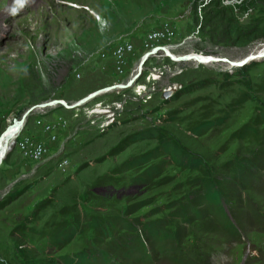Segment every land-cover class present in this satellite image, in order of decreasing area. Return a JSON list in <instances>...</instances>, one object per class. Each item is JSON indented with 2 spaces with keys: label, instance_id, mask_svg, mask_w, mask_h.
<instances>
[{
  "label": "rangeland",
  "instance_id": "374dc122",
  "mask_svg": "<svg viewBox=\"0 0 264 264\" xmlns=\"http://www.w3.org/2000/svg\"><path fill=\"white\" fill-rule=\"evenodd\" d=\"M11 4L0 137L33 109L0 166V264H264V56L233 66L159 50L127 88L41 106L129 83L157 46L263 53L264 1L222 0L231 36L204 18L211 0ZM25 138L42 156L20 148ZM210 185L225 218L205 203Z\"/></svg>",
  "mask_w": 264,
  "mask_h": 264
},
{
  "label": "bare ground",
  "instance_id": "6f19581e",
  "mask_svg": "<svg viewBox=\"0 0 264 264\" xmlns=\"http://www.w3.org/2000/svg\"><path fill=\"white\" fill-rule=\"evenodd\" d=\"M12 2H13V0H11L9 5H4L3 9L0 10V21H3V19L6 16H9V15L13 14V9H15V8L12 7V4H11ZM121 4L123 5V3H121ZM159 50L164 52L167 57L171 58L175 62H179V61H194V62H196L198 64H211V63H216V62H223V61H219V60L216 61V57L215 56L203 55V54H200V53H197V54L191 53V54L178 56V55H175L174 53H172L171 51L167 50V48L165 49V47L161 48ZM159 50L153 48V49H151L148 52H152L150 54V56H152V55H154V53H158ZM258 53H260V52H258ZM145 54L142 56V58L145 56ZM260 54L263 55L264 52L260 53ZM188 56H189V58H187ZM142 58H141V60H142ZM141 60H140V62H141ZM241 61H232L231 60V61H227V62L225 61V62L228 63V65L235 66V65H237V63H239ZM140 62L138 64V71H139L140 67H141V71H142V67H143V66L140 65L141 64ZM131 82H133V81L131 80ZM121 86L122 85H116V86L104 88L99 93H97L95 96L100 95L101 93L109 92V91L114 90V89H121ZM88 101L89 100H86V101L80 100V101H78V103H76V105H74V107L81 106V105L87 103ZM53 104H57V103H53ZM50 105H52V104H50ZM50 105H47V106H50ZM67 105H70V104H67ZM74 107H69V108H74ZM22 122L23 121L21 120V121H18L16 123H11L9 125V127L7 128L6 132L3 133V135L0 137V166L2 165L3 161L5 160L6 155L8 154V152L11 150L12 139H15L16 135L20 131V129H21L22 125H23ZM40 156H42V154H38V156H34V157L38 158Z\"/></svg>",
  "mask_w": 264,
  "mask_h": 264
},
{
  "label": "trees",
  "instance_id": "16d2710c",
  "mask_svg": "<svg viewBox=\"0 0 264 264\" xmlns=\"http://www.w3.org/2000/svg\"><path fill=\"white\" fill-rule=\"evenodd\" d=\"M212 1V5L213 7H211L212 9L209 10V12H205L204 13V18H207L209 16H211V20H213V18H215V20L218 21H223L224 22V34L231 36L232 30L235 31V29H233L232 27V23H231V19L227 17V7L222 4V0H211ZM255 0H250V2H253ZM264 1V0H263ZM250 166L249 169H253V163H249L248 164ZM205 198V203L208 205L209 209H214V211H216L217 215L219 216H223L224 218L226 217V214L224 212V208L222 205V196L221 193L218 191L217 188H214L213 186H209L206 190V194L204 196ZM224 223L227 224L228 226H231L232 223L230 222V220L225 219ZM81 261L83 262V258L81 259ZM37 264H45V262L43 260H40Z\"/></svg>",
  "mask_w": 264,
  "mask_h": 264
},
{
  "label": "water",
  "instance_id": "95a60500",
  "mask_svg": "<svg viewBox=\"0 0 264 264\" xmlns=\"http://www.w3.org/2000/svg\"><path fill=\"white\" fill-rule=\"evenodd\" d=\"M161 48H164V47H162V46H157V47H155V49H157V50H159V49H161ZM152 52H147L146 54H145V56L142 58V60H141V66H143V64L148 60V58L150 57V54H151ZM262 56H264V54L262 55V54H260V53H256V54H253V53H251L250 55H248V56H246L245 58H243L242 59V61L240 62V64H239V66L240 65H245L246 63H248L249 61H251V60H255V59H258V58H260V57H262ZM187 58H189V56L187 57ZM223 61V62H227L228 61V59H226V58H216V61ZM141 67H140V69H139V71L137 72V75H135L134 77H133V79H132V81H134L135 80V78H138L139 76H140V74H141ZM132 84V82H131V80H130V82L129 83H127V84H124V85H122L121 86V88H127V87H129L130 85ZM103 90V89H102ZM101 90H98V91H95V92H93V93H90L89 95H87L86 97H84L82 100L83 101H86V100H90L91 98H93L97 93H99ZM52 103H60V104H63V105H66V106H68V108L69 107H74V104L73 105H67V103L65 102V101H63V100H61V99H56V100H54V101H52V102H47V103H45V104H43V105H41V106H47V105H50V104H52ZM76 105V104H75ZM33 108H31V109H29L28 111H26L24 114H23V116H22V118H20L23 122L25 121V118H26V116L30 113V111L32 110ZM17 120H19V119H15L14 120V122L13 123H16L17 122ZM20 120V121H21ZM22 122V123H23Z\"/></svg>",
  "mask_w": 264,
  "mask_h": 264
},
{
  "label": "built area",
  "instance_id": "2783aa9c",
  "mask_svg": "<svg viewBox=\"0 0 264 264\" xmlns=\"http://www.w3.org/2000/svg\"><path fill=\"white\" fill-rule=\"evenodd\" d=\"M167 35H168V32H162L160 34H154L151 37H154L158 40L160 38L166 37ZM57 104H60V103H57ZM57 104H54V105H57ZM50 106H53V105H50ZM64 106H66V105H64ZM21 130H22V128H21ZM21 130H20V132H21ZM20 148L25 150L27 152V154H29L33 157L38 156V154H42L45 151L43 144H41V143L35 144V142L31 138L23 139L22 143L20 144Z\"/></svg>",
  "mask_w": 264,
  "mask_h": 264
},
{
  "label": "clouds",
  "instance_id": "9594fccd",
  "mask_svg": "<svg viewBox=\"0 0 264 264\" xmlns=\"http://www.w3.org/2000/svg\"><path fill=\"white\" fill-rule=\"evenodd\" d=\"M18 3H20L21 7L23 6V0H17ZM16 11V9H13V13Z\"/></svg>",
  "mask_w": 264,
  "mask_h": 264
}]
</instances>
